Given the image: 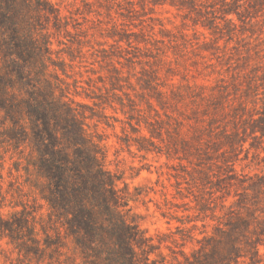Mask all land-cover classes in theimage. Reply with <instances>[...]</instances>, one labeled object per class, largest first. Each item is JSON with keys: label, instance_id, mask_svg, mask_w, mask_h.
Wrapping results in <instances>:
<instances>
[{"label": "rangeland", "instance_id": "1", "mask_svg": "<svg viewBox=\"0 0 264 264\" xmlns=\"http://www.w3.org/2000/svg\"><path fill=\"white\" fill-rule=\"evenodd\" d=\"M48 1L68 32L51 28L52 59L65 74L55 70L66 94L87 104L77 107L92 116L85 128L131 196L121 209L151 251L149 261L138 252L140 263L182 260L181 249L202 257L204 239L243 220L240 234L260 243L254 260L264 264V0ZM3 160L2 192L16 176ZM67 244L68 264H92ZM0 245L15 263L12 247ZM240 246L238 264H249V244ZM0 264H10L1 251Z\"/></svg>", "mask_w": 264, "mask_h": 264}, {"label": "trees", "instance_id": "2", "mask_svg": "<svg viewBox=\"0 0 264 264\" xmlns=\"http://www.w3.org/2000/svg\"><path fill=\"white\" fill-rule=\"evenodd\" d=\"M64 19L48 0H0V168L7 154L9 175L16 173L4 192L0 173V241L16 252L15 263L1 245L0 251L10 264H68L70 241L72 252L92 264H142L138 252L149 261L151 251L143 250L145 239L136 222L121 209L128 205L122 200L131 196L123 194L120 178L107 167L105 152L85 128L92 116L77 107L87 104L66 94L55 70L58 65L65 74L63 63L52 59L51 28L68 33ZM129 36L118 34L114 40L130 44ZM112 71L111 88H120V70L113 66ZM159 96L161 105L166 93ZM38 196L42 203H37ZM5 207L11 209L7 214ZM246 223L239 220L204 239L210 250L202 257L197 256L200 249H192L190 260L181 249L182 260L173 256L174 262L163 264H238L246 256L240 244H249V264H255L260 243L240 234Z\"/></svg>", "mask_w": 264, "mask_h": 264}]
</instances>
